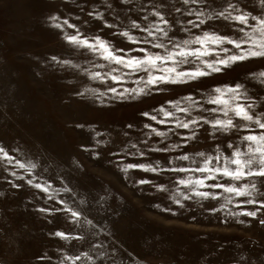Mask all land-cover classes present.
I'll return each mask as SVG.
<instances>
[{"label":"rangeland","instance_id":"1","mask_svg":"<svg viewBox=\"0 0 264 264\" xmlns=\"http://www.w3.org/2000/svg\"><path fill=\"white\" fill-rule=\"evenodd\" d=\"M227 2L214 0L212 7L219 8ZM232 2L250 14L249 25L257 22L251 17H264L262 0ZM109 5L111 10L106 11ZM153 6L161 9L170 21L181 19L174 8H182V0H0V146L18 159L36 163L34 175L38 181H51L54 189H71V192L53 193L56 199L49 200L40 190L26 184L32 174L25 173L23 180H18L10 172L15 170L19 176L23 170L0 160V264H60L65 256L81 253H88L93 259L89 261L81 256L80 261L65 260L64 264H264V224L260 223L264 208L256 217H248L241 209L255 210L260 205L240 203L246 198L258 200L264 196L260 178L243 177L234 181L216 174L214 180H207L206 185L240 186L249 182L257 185L258 191H253L251 197L233 196L225 207H221L225 197L232 194L224 189L201 186V191L218 195L215 199H203L189 191L192 199L183 200L184 186L177 184L179 178L201 175L194 170L199 161L196 152L215 156L219 147L221 157L228 156L229 143L247 151L240 137L264 130L253 125L239 132L219 133L205 125L198 130L196 139L189 140L181 149L169 148L165 152L154 149L178 143L187 130L177 129L181 136L153 135L145 145L144 133L148 131L145 124L151 123L165 132L175 129V125L158 124L142 116L143 112H152L162 104L171 108L167 101L179 102L187 95L203 103L201 96L206 89L236 82L247 83L259 104L264 99V86L249 80V73L264 69V58L237 62L221 73L188 83H161L155 86L159 90L132 98L120 99L108 94L97 100L91 93L78 94L94 89L99 95L104 92L102 83L114 82L90 79L84 69L107 72V68L100 67L105 61L66 42L63 34H74L75 30L67 25L60 29L55 24L67 18L82 35H100L114 47L131 48V55H140L135 50L138 45L116 35V29L107 27L104 21L119 23L122 31L130 20L143 21V8L148 9L147 22L151 23L156 19ZM94 11H99L102 19L88 15ZM184 12L187 16L186 9ZM53 16L56 20L50 19ZM187 18L195 20L194 16ZM249 25L208 20L202 27L237 38L242 35L239 27L248 31ZM168 31L177 40L185 38L176 28ZM192 31L200 35L199 30ZM224 46L232 47L227 43ZM153 51L162 50L153 48ZM53 56L57 57L55 61ZM65 60L70 64L62 63ZM190 67L195 65L185 64L180 70ZM134 80L135 75L127 78L124 86H134ZM198 113L208 114L195 108L191 115ZM185 115L177 113L176 118L183 120ZM129 124L133 125L130 130ZM129 141L137 143L146 155L128 154ZM185 152L197 162L175 159ZM157 162L165 169L163 172L123 170L127 163L156 165ZM220 163L223 161L212 166ZM171 167L193 171L174 173L167 170ZM142 179L151 183H137ZM15 183L21 187H13ZM157 184L166 185L167 191L157 189ZM176 198L182 199L183 204H175ZM59 199L65 200L69 208L82 212L79 223H74L65 212L40 210L61 207ZM213 208L216 210L212 211ZM57 230L79 234L82 239L61 240L50 235Z\"/></svg>","mask_w":264,"mask_h":264},{"label":"snow or ice","instance_id":"2","mask_svg":"<svg viewBox=\"0 0 264 264\" xmlns=\"http://www.w3.org/2000/svg\"><path fill=\"white\" fill-rule=\"evenodd\" d=\"M213 3L214 0H182L183 7L174 8V12L181 15V19L175 21L166 19L163 11L153 6L152 13L156 19L151 23L147 22L148 16L146 13L148 9L142 8V11L145 13L143 21L130 20L122 31L120 30L121 25L119 23L109 24L107 20L104 21L107 27L116 29V35L122 36L127 41L138 45L139 47L135 50L140 55H131L130 53L133 51L131 48L127 50L118 49L109 40L100 35H82L77 25L70 23L67 18L62 22L56 23L55 27L57 28L63 29L67 25V27L75 30L74 34H63V39L66 42L78 48H84L105 61L100 67L107 68V72H89L87 69H84L85 74L92 80L114 82L102 83L101 87L104 88V92L99 95L94 89H86L85 92L78 94L85 95L91 93L97 100H100L102 95L108 94H111L114 98H132L154 89L159 90L155 86L161 83H188L202 77L211 76L214 73H221L223 69L228 68L230 65H235L237 62L264 58V17H251L252 20L257 22L249 25L250 14L238 8L237 3L229 0V2L219 8L212 7ZM262 3H264V0H262ZM189 5L192 7H188ZM201 8L203 10H200ZM184 9L187 10V16H194L195 20L188 19ZM110 10L111 6L109 5L106 11ZM88 15L92 18L102 19V14L99 11L89 12ZM50 19L56 20V17L53 16ZM208 20H223L233 24L238 22L239 25H249V30L245 31L244 27H239V32L242 35L233 38L217 32L203 30L202 26ZM116 21H120L119 13L116 15ZM85 23L87 22L85 21ZM169 28H176L178 32L184 34L185 38L177 40L175 34L170 35ZM193 29L199 30L200 35H195L192 31ZM135 33H139V35ZM164 40L167 41L166 44ZM225 43L230 44L232 47H225ZM153 48L162 51H153ZM52 59L55 61L57 57L53 56ZM62 63L70 64V61L65 60ZM185 64L195 65V67L180 70L181 66ZM113 65L119 67H113ZM75 67L79 68V65H75ZM133 75H135L134 86L125 87L124 81ZM249 80L264 86V69L249 73ZM257 98L250 93L247 83L236 82L234 84L215 85L206 89L205 94L201 96V100L204 101L203 103H198L192 95L182 97L179 102L169 100L167 104L171 105V108H167L162 104L158 109H153L152 112H143L142 116L148 117L151 121H156L158 124H174L175 129L169 128L165 132L153 124L147 123L144 125V128L148 131L144 133L145 140L143 143L147 145L148 137H152L153 135L166 137L169 134L175 133L177 136H181L180 132L176 130H187L178 143H172L163 149H154L153 146L154 150L166 152L169 148L181 149L183 145L189 143V140L196 139L198 130H202L205 125L210 126L213 132L219 133H229L234 130L239 132L241 128L248 129L253 125L264 130V110H257L258 108L264 109V99H261L260 103L257 104ZM209 104L213 107H206ZM195 108L203 109L208 114L198 113L193 116L191 114ZM177 113L187 115L181 120L176 118ZM127 127L130 130L133 125L129 124ZM240 138L246 143L247 151H242L241 148L229 143L227 147L231 149V152L228 156L221 157L219 147L215 149V156L204 151L194 154L195 157L199 158L198 166L194 170L201 175L195 178L185 176L178 179L177 184L184 186V189L181 190L183 200L192 199L189 191L203 199H215L218 193L200 190L201 186H207L209 188L224 189L226 193L232 194L225 197V204L221 205V207H225L228 202H231L233 196L251 197L253 191H258L257 185L251 182L240 186L220 183L206 185L205 182L209 179L214 180L216 174L229 177L234 181H240L243 177H258L261 180V187H264V131L258 134L249 132ZM126 147H128V154L130 155L141 157L146 155V152L139 148L137 143L129 141ZM95 154L99 155L98 152ZM175 159L188 161L193 160V157L185 152L175 157ZM0 160L5 161L8 165H14L15 169L23 170L19 176L15 170L10 172V175L18 180H23L25 173L32 174L31 178L26 180V184L40 190L49 200L56 199L53 193H59L61 190L71 192V189L68 188L54 189L51 181H38L34 175V171L38 165L30 160L16 158L3 146H0ZM218 161H223V163L213 167V163ZM196 162V160H193V163ZM136 168L153 173L165 170L159 166V162L156 165L151 163H127L124 165L123 170L127 171ZM7 170L5 168V171ZM167 170L174 173L186 174H190L193 171V169L185 167H171ZM137 183L150 184L151 181L142 179L138 180ZM12 186L20 188L21 184L15 183ZM155 187L161 191H167V186L164 184H157ZM183 200L176 198L174 203L182 205ZM58 203L61 205L59 208H43L40 210L48 213L62 211L67 213L74 223L80 222L81 211L69 208L63 199H59ZM240 203L254 206L259 204L260 207H256L255 210L241 209L244 215L256 217L261 212V209L264 208V196H261L258 200L246 198L241 200ZM211 210L215 211L216 209L213 208ZM231 214L236 215L237 213ZM85 222L91 224L90 220H86ZM260 223L264 224V219L260 220ZM50 235L59 237L61 240L82 239L79 234L74 236L71 232L60 230L50 233ZM81 256L87 257L89 261L93 259L88 253H81L76 256H65L60 261V264H64L65 260L80 261ZM39 259L42 260L44 257H39Z\"/></svg>","mask_w":264,"mask_h":264}]
</instances>
